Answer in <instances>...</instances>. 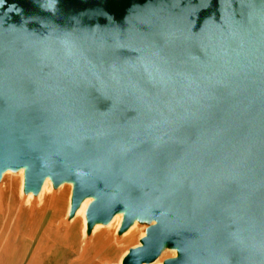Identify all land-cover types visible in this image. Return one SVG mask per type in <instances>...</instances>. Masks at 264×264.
Segmentation results:
<instances>
[{
	"label": "water",
	"instance_id": "obj_1",
	"mask_svg": "<svg viewBox=\"0 0 264 264\" xmlns=\"http://www.w3.org/2000/svg\"><path fill=\"white\" fill-rule=\"evenodd\" d=\"M155 221L121 264H264V0H0V173Z\"/></svg>",
	"mask_w": 264,
	"mask_h": 264
},
{
	"label": "rangeland",
	"instance_id": "obj_2",
	"mask_svg": "<svg viewBox=\"0 0 264 264\" xmlns=\"http://www.w3.org/2000/svg\"><path fill=\"white\" fill-rule=\"evenodd\" d=\"M9 174L10 178H4L0 181V217H3L6 212L9 211L12 215H26L29 226L37 225L42 221L35 231V233L40 232L41 237L46 236L43 230L45 225H47L53 235H76L81 237L82 222L80 217L69 226H64V224L68 223L67 215L70 208V204H67L65 197L62 200H57L56 197L58 193L51 190V192H46L44 197L42 196L39 198V194L36 195L37 191L31 190L33 194H31L30 199L27 200V196L19 191L18 182L21 175L18 172H9ZM11 181H14V184H12ZM6 185H8V188L3 192V187ZM3 225L5 224H1V226ZM19 226H23V224ZM149 226V223H137L133 231L134 236L128 239L121 238V236L117 234H115L116 238H114L112 234L114 226L108 229H98L94 237L91 235V228H89L83 242V247L81 248L79 245L75 247L80 248L82 252H88L90 258L89 262H92V264H120V260L124 257V254L139 243L141 234L145 233ZM29 234L31 235V233ZM53 240L63 242L55 237H53ZM91 248L94 250L95 254ZM96 255H98V257ZM172 258H174L172 252L165 251L157 258V261H160L162 264L164 261ZM152 263L153 261L145 264Z\"/></svg>",
	"mask_w": 264,
	"mask_h": 264
},
{
	"label": "crops",
	"instance_id": "obj_3",
	"mask_svg": "<svg viewBox=\"0 0 264 264\" xmlns=\"http://www.w3.org/2000/svg\"><path fill=\"white\" fill-rule=\"evenodd\" d=\"M28 223L26 215L0 217V264H92L88 252L75 247H83L80 236L51 233L52 237L66 243L41 237L40 232L32 236L27 229L33 226ZM21 224L27 229L19 226Z\"/></svg>",
	"mask_w": 264,
	"mask_h": 264
},
{
	"label": "bare ground",
	"instance_id": "obj_4",
	"mask_svg": "<svg viewBox=\"0 0 264 264\" xmlns=\"http://www.w3.org/2000/svg\"><path fill=\"white\" fill-rule=\"evenodd\" d=\"M26 166H19V167H6L1 173H0V181L2 179H8L10 178V174L9 172H18L21 177L19 178V191L20 193H23L27 196V200L30 199L31 194H33V192L30 190H26V186H25V173H26ZM12 184H14V181H11ZM6 184V183H5ZM9 185V183H8ZM8 185H6L5 187H3V192L8 188ZM74 181L72 180H64L61 181L60 183L55 184L53 182V180L50 178V176H45L42 181L41 184L37 190L36 195L39 194V198L40 197H44L46 192H51V190L55 191L56 193H58L57 195V200H62L64 197L67 200V204H70V208L68 211V215H67V220L68 223L64 224V226H69L70 224H72L77 218H81V222H82V228H81V240H82V244L85 240V237L87 236V230L89 229V226L87 224V220H86V211L87 208L89 206V204L91 202H93L95 200V198L93 196H84L82 197L79 202L77 207L72 210L71 209V198H72V192L74 189ZM124 214H125V209H121L119 211H117L116 213H114V215L106 222H101V221H93V224L91 225V235L94 237L96 231L100 228H109L111 226H114V231H113V236L115 237V234H117L118 236H121V238L124 239H128L134 236V229L137 223H141V224H146L149 223V225H153L155 223V221L151 218H141L139 216L135 217L132 219V221L130 222L129 226L125 229H121L122 227V223H123V218H124ZM6 216H12V214L7 211L6 214L4 215V217ZM8 220V219H7ZM10 220V219H9ZM42 221H40L37 225L33 226L32 228H28L29 231H31L33 233H35L37 226L39 224H41ZM9 225V223H8ZM10 226V225H9ZM104 226V227H103ZM16 228V227H14ZM44 235H46V237H52L50 229L47 227V225L44 226ZM145 235V233H142L140 236V239ZM92 237V239H93ZM53 239V237H52ZM140 239H139V243L137 245H140ZM117 240V239H116ZM92 241V240H91ZM136 245V246H137ZM165 251H171L172 255L176 256V247H172L169 246L167 244H164L160 254L158 255V257L164 253ZM128 252V251H127ZM127 253L124 254V256ZM157 257V258H158ZM124 258V257H123ZM123 258L120 260V264L122 263ZM157 258L153 261L152 264H161L160 261H157ZM145 264V263H142ZM163 264V263H162Z\"/></svg>",
	"mask_w": 264,
	"mask_h": 264
}]
</instances>
